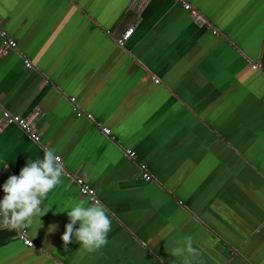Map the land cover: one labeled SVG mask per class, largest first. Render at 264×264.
I'll use <instances>...</instances> for the list:
<instances>
[{
	"label": "crops",
	"instance_id": "obj_1",
	"mask_svg": "<svg viewBox=\"0 0 264 264\" xmlns=\"http://www.w3.org/2000/svg\"><path fill=\"white\" fill-rule=\"evenodd\" d=\"M263 13L264 0H0L15 44L0 43V122L19 115L39 137L0 123V199L53 149L111 218L106 246L65 250V210L90 203L63 175L18 227L31 247L0 227V264H182L170 251L189 236L193 264H264Z\"/></svg>",
	"mask_w": 264,
	"mask_h": 264
},
{
	"label": "clouds",
	"instance_id": "obj_2",
	"mask_svg": "<svg viewBox=\"0 0 264 264\" xmlns=\"http://www.w3.org/2000/svg\"><path fill=\"white\" fill-rule=\"evenodd\" d=\"M63 173L61 157L53 149L46 150L42 159L27 161L19 174L9 176L2 186L4 196L0 199V225L19 227L31 223V219L41 212L47 194L61 183ZM65 211L69 221L61 236L65 250L73 239L88 253L106 246L111 218L105 206L76 202L71 203ZM77 224L79 226L75 227ZM170 254L181 257L182 264H193L201 255L193 246L190 236L172 248Z\"/></svg>",
	"mask_w": 264,
	"mask_h": 264
},
{
	"label": "built area",
	"instance_id": "obj_3",
	"mask_svg": "<svg viewBox=\"0 0 264 264\" xmlns=\"http://www.w3.org/2000/svg\"><path fill=\"white\" fill-rule=\"evenodd\" d=\"M182 8L185 11H188V13L195 19L197 22L202 23L201 19L196 15L195 11H193L187 4H182ZM262 24L264 25V13L262 17ZM132 32L131 28H127L124 30L120 37L117 39L116 44L118 46H121L124 41H126L130 34ZM212 34H215V31H212ZM0 43L1 47L4 49H13L14 48V42L5 37V33L0 27ZM23 66L25 68H30L31 65L28 61L23 60ZM251 68L253 70L259 69V65H252ZM70 102H73V99H69ZM73 112L75 113L76 117L83 116L82 113L76 109V107L73 106ZM84 118L90 119L89 115H84ZM2 125H14L16 126L31 142L33 143H38L39 142V137L38 135L34 132L31 123L25 119L20 117L19 115H11L5 111H2L1 113V122ZM102 133L105 135H108V132L106 129H102ZM124 155L130 159L134 160L135 156L132 151L130 150H125ZM139 171L141 173V179L144 183H149L152 181L151 176L146 172L145 167L141 164L138 165ZM64 177L69 179L72 184L76 187L78 193L81 196H84L88 199L90 204L98 203L94 190L86 184V182L81 178V177H76V176H71L67 173H63ZM1 228L6 229V230H11L15 233V237L21 242V244L25 247H31L32 243L31 241L27 238L26 233L23 229H19L18 227H12L10 225H0Z\"/></svg>",
	"mask_w": 264,
	"mask_h": 264
}]
</instances>
